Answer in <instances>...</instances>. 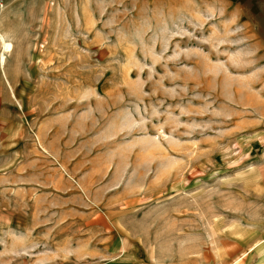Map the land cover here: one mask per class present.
<instances>
[{
	"label": "rangeland",
	"instance_id": "374dc122",
	"mask_svg": "<svg viewBox=\"0 0 264 264\" xmlns=\"http://www.w3.org/2000/svg\"><path fill=\"white\" fill-rule=\"evenodd\" d=\"M0 3V264L264 260V0Z\"/></svg>",
	"mask_w": 264,
	"mask_h": 264
},
{
	"label": "bare ground",
	"instance_id": "6f19581e",
	"mask_svg": "<svg viewBox=\"0 0 264 264\" xmlns=\"http://www.w3.org/2000/svg\"><path fill=\"white\" fill-rule=\"evenodd\" d=\"M0 67H4L7 54L12 50V45L0 34Z\"/></svg>",
	"mask_w": 264,
	"mask_h": 264
},
{
	"label": "crops",
	"instance_id": "0c3cea01",
	"mask_svg": "<svg viewBox=\"0 0 264 264\" xmlns=\"http://www.w3.org/2000/svg\"><path fill=\"white\" fill-rule=\"evenodd\" d=\"M256 261L255 260H253L252 261V264H264V260L263 261H260V262H257V263H255Z\"/></svg>",
	"mask_w": 264,
	"mask_h": 264
},
{
	"label": "built area",
	"instance_id": "2783aa9c",
	"mask_svg": "<svg viewBox=\"0 0 264 264\" xmlns=\"http://www.w3.org/2000/svg\"><path fill=\"white\" fill-rule=\"evenodd\" d=\"M2 10H3V5L0 3V15L2 13Z\"/></svg>",
	"mask_w": 264,
	"mask_h": 264
}]
</instances>
